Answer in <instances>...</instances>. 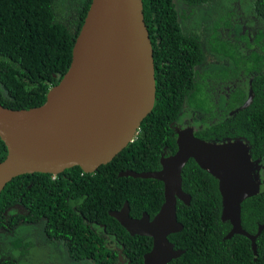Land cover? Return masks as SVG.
Listing matches in <instances>:
<instances>
[{"label":"trees","instance_id":"trees-1","mask_svg":"<svg viewBox=\"0 0 264 264\" xmlns=\"http://www.w3.org/2000/svg\"><path fill=\"white\" fill-rule=\"evenodd\" d=\"M142 0L144 22L151 40L155 76V103L142 121L136 138L111 162L87 174L79 167L61 174H25L13 178L0 194V229H8L6 210L20 201L34 219L44 216L54 233L60 209L77 212L76 238L71 239L72 253L85 264H113L109 251H95V242L85 243L77 235L87 221H97L117 227L119 240L126 246L122 255L129 264H143V254L151 249L148 237L129 236L120 224L108 215L126 201L130 215L137 217L146 210L152 218L163 203V184L154 179L119 177L124 170L149 172L160 169L161 155L176 152L175 134L170 125L177 122L181 104L199 107L209 99H187L192 89V66L203 61L204 53L197 35H189L182 26L188 10L198 9L213 0ZM91 0H0V104L9 109H29L44 103L48 90L58 84L71 63V52L83 24ZM257 14L264 20V0H254ZM184 4V15L178 6ZM177 8V9H176ZM182 23V25H181ZM260 37H257L256 42ZM231 56L234 66H240L243 55L235 50V59L227 47L215 48ZM233 51V50H231ZM249 60L261 64L262 57L254 54ZM260 68V67H259ZM255 70L251 69L250 71ZM251 104L239 111L232 120L236 135L244 136L256 159L264 142V99L258 83ZM259 88V89H258ZM246 91L237 87L235 106H240ZM237 104V105H236ZM233 105V104H232ZM226 125L217 128L223 131ZM216 126L209 128L215 131ZM198 136L205 139V135ZM7 153L0 139V162ZM182 189L191 196L188 206L177 201V220L183 229L170 234L168 240L184 253L169 264H264V231L257 239L258 257L254 260L249 240L240 235L224 239L229 223L220 220L221 197L217 181L190 159L182 169ZM262 194L245 200L241 205L243 230L255 234L264 224V187ZM63 216V215H61ZM68 219V218H67ZM69 221V220H68ZM258 223V225L256 224ZM68 231V230H67ZM66 232V231H65ZM99 244V243H98ZM100 246H102L100 244ZM0 264H15L3 261Z\"/></svg>","mask_w":264,"mask_h":264},{"label":"water","instance_id":"water-1","mask_svg":"<svg viewBox=\"0 0 264 264\" xmlns=\"http://www.w3.org/2000/svg\"><path fill=\"white\" fill-rule=\"evenodd\" d=\"M151 40L142 0H91L71 52V63L43 104L9 109L0 104V139L7 153L0 162V194L15 177L41 173L57 176L79 167L91 174L125 149L138 134L155 103ZM252 102L251 83L245 102ZM176 152L159 160L157 172H119V177L154 179L163 184V203L152 219L129 216L125 203L113 217L131 236L152 240L143 264H169L184 252L168 240L183 229L177 200L189 203L181 172L192 159L211 175L221 197L220 220L229 223L226 238L244 236L253 242L264 224L250 235L241 226V205L259 193L260 159L253 160L248 141L238 138L210 142L196 138L191 128L176 130ZM124 261H119L122 264ZM129 264V261H127Z\"/></svg>","mask_w":264,"mask_h":264},{"label":"flooded vegetation","instance_id":"flooded-vegetation-1","mask_svg":"<svg viewBox=\"0 0 264 264\" xmlns=\"http://www.w3.org/2000/svg\"><path fill=\"white\" fill-rule=\"evenodd\" d=\"M173 1L177 2L176 0ZM182 5L183 6L181 7L178 6L179 15H184L182 10L185 9V6L184 4ZM204 10H209V13L205 15L203 13ZM188 11L190 14L187 13V15L184 16V23L183 25L181 23V25L185 27V31H187L189 35H197V42L203 50L204 58L201 63L194 64L192 66V76L190 78L192 89L187 93L185 100L206 97L209 99L210 103L208 104L199 101L200 105H197L199 107H196L188 102H183L181 104V111L178 115V121L176 123L173 122L170 127L172 128L175 137V131L177 129L183 130L186 128H191L193 135L196 138L204 141L222 142L227 139L235 140L238 138L248 141L244 136L235 134V126L232 125L231 118H233L235 114L239 112L234 111L239 108L248 98L249 83H251L252 101L255 98L252 88L253 83H258L261 86L260 90L263 93L262 96L264 99V20H262L257 14L254 0H213L211 3L204 4L194 11L193 9ZM198 15L199 17H202L203 20H205L207 16H212L214 23L215 21L220 20L221 26L217 32L225 42L226 47L229 49V54L234 56V59L236 49L239 51V54L243 55V61L240 62V66H234L230 55L214 50L212 46H205L209 35L201 33L200 28L196 29L195 25L188 27L185 24V21L187 24L192 21L196 22ZM198 25L201 26V23ZM208 26L210 25L203 24V29L207 28ZM211 28L209 29L210 33L214 31V29L211 30ZM257 37H260L258 42L255 40ZM220 46L221 45H218V48ZM254 54L260 55L262 57V62L260 65L255 64V62L252 60H249ZM251 69L255 70L250 71ZM237 87H241L246 91V96L243 98L240 106H235L234 96L236 95ZM223 124H225L226 127L223 131H221L217 127L222 126ZM211 126H216L217 129L213 132H210L209 128ZM199 133L205 135V139L200 138L198 136ZM259 152L262 155L254 160H261L259 163V177L261 181L259 192L262 194L261 192L263 191L264 187V142ZM171 155H166L163 153L161 157H167ZM183 192L186 195H189L184 190ZM257 195H259V193ZM257 195L250 198H254ZM180 202L188 206L191 202V196L188 204H185L182 201ZM125 203L128 205V203L124 201L120 208L116 210H109L108 215L111 212H120ZM76 212L77 209L75 206H72L71 209H60L56 214L59 220L53 229L54 233H52V229L49 227L48 220L44 216H41L39 219H34L31 216L30 211L24 208L20 201L7 208L6 223L8 229H0V248L1 246L4 248L1 249V252L3 253L4 250H7L12 244L15 245L17 250H20V247L17 245L22 244L21 247L23 248V253L19 254L16 259H1L0 263L3 261H9L10 263L15 264H32L28 262L30 256H34V254L31 253L32 250L29 246L30 243L28 242V239L33 238V240L38 241L41 245L48 247L49 254L60 258L61 264H72L73 262L85 264V261H81V259L77 257L75 253L70 252L72 247L70 246L69 241L76 238L75 224H71V221L74 220ZM128 213L132 219H141L143 214L148 215L150 219L154 217L153 216L151 218L146 210L141 211L139 216L132 217L130 215V207ZM83 220L85 224L79 227L77 235L79 237H84L83 241L85 243L95 242L97 244L95 251H109V256L115 260L113 264H118L119 261H124L122 264H127L125 254L124 256L122 255L124 248L128 249L129 252L131 248H135L138 252L141 251L139 248L131 246L128 243L126 246H124V244L119 240L121 233L117 227H110L102 222L87 221L84 218ZM256 224L258 225V223ZM19 231L23 237L20 240L16 238L14 241H10V236L16 234ZM263 231L264 228L262 229L261 233ZM129 236L131 235L129 234ZM134 236L138 235L135 234ZM226 236L224 239H230L234 235L230 238H226ZM258 237L255 239V250H253V242L248 239L249 247L254 260H256L258 257ZM43 238L53 245L48 246L43 243ZM100 244L102 246H100ZM39 247H36V251ZM50 248L53 250V253ZM149 251L150 250L145 252L142 256L147 254ZM24 256H27V258H23ZM46 264H52L50 259L48 262H46Z\"/></svg>","mask_w":264,"mask_h":264},{"label":"rangeland","instance_id":"rangeland-1","mask_svg":"<svg viewBox=\"0 0 264 264\" xmlns=\"http://www.w3.org/2000/svg\"><path fill=\"white\" fill-rule=\"evenodd\" d=\"M179 1V0H178ZM203 13L206 15L209 13V10H204ZM202 17H199L198 15V19L196 22L192 21L189 24L186 23L185 24L188 27H191V25H195L196 29L200 28L201 33L205 34V35H209V38L206 40L205 46H212V48L215 50V48L217 47V45H221L223 47H226L225 42L222 40V38L220 37L219 33L217 32L218 29L221 26L220 20L219 21H215V23L213 22V18L212 16H207L205 20H203ZM201 23V26H199L198 24ZM212 23H213V27H212ZM203 24H209L210 26H208L207 28L203 29ZM185 26V25H184ZM212 27V28H211ZM185 28V27H184ZM211 28V30L214 29V31H212L211 33L209 32V29ZM23 236L22 234L19 232H17L16 234H13L10 236V241H14L16 238L17 239H21ZM43 243H45L48 246H52L53 244L50 242H47L46 239L43 238ZM28 242L30 243L29 246L31 248V253L34 254V256H30L29 261L32 264H46V262L51 261L52 264H61V259L57 258L56 256H53L51 254H49L48 252V247H46L45 245H41L38 241L33 240V238H29ZM22 244H18L17 246L20 247V250H17L15 248V245L12 244L7 250H4V252H1V249H4L3 246H1L0 248V260L1 259H7V258H14L16 259V257L19 254L23 253V248L21 247ZM40 246V247H39ZM36 247H39L36 251ZM51 249V248H50ZM52 253L53 250L51 249ZM23 258H27V256H24ZM72 264H78L76 262H73ZM83 264V263H82Z\"/></svg>","mask_w":264,"mask_h":264}]
</instances>
